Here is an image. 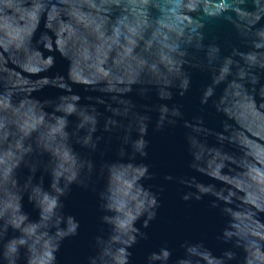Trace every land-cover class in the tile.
<instances>
[{"label":"water","instance_id":"95a60500","mask_svg":"<svg viewBox=\"0 0 264 264\" xmlns=\"http://www.w3.org/2000/svg\"><path fill=\"white\" fill-rule=\"evenodd\" d=\"M61 3L65 7H57ZM105 3L111 5L113 0H47L49 13L36 22L31 55L26 51L21 57L0 49V116L9 125H21L26 137L38 129L25 140L37 152L43 151L48 161L36 174V182L43 176L42 186L51 191L53 166L67 163L69 171L62 183L68 182L72 170L81 171L83 166L80 181L88 184H73L63 198V215L75 217L80 227L76 236L61 243L56 264H86L90 255L97 264H120L122 258L115 250L127 245L112 238L130 243L136 233L120 228L115 220H100L116 213L108 210L107 199L99 201L98 194L121 197L125 180L144 188L143 193L133 189L141 202L134 227L146 239L138 238L129 249V264H202L196 257H203L206 264H220L217 257L225 248L236 254L226 264H262L264 202L250 191V181H264V0H189L185 14L167 25L174 37L162 25L142 46L137 43L139 36L124 34L121 39L119 28L112 36L104 34L95 20L107 23L120 14L119 8ZM152 41L161 53L168 49V55L161 54L157 60L155 49L146 51ZM49 56L55 59L51 68L43 62ZM185 77H190L189 89L179 96L175 92ZM165 91L174 93L166 103L170 108L179 105L182 115L173 117L170 111L168 121L175 120V125L156 131L163 115L156 107L162 103L157 97ZM73 96L79 97V111L68 117L70 135L65 141L59 125L49 130L48 121L63 115L56 106L71 102ZM33 109L40 119L31 117ZM84 112L96 117V134L104 138L96 152L83 146L91 127L85 124L82 132L78 128ZM146 123L148 154L142 158L137 141ZM15 136L13 129L11 142L0 139V151L11 148ZM65 143L78 157L74 169L63 156ZM4 158L8 165L2 174L7 176L8 167L15 171L12 179L0 182V214L14 210L23 197V211L43 227L47 221L33 202L38 194L15 183L19 179L22 185L32 175L30 168H16L19 159L11 152ZM89 161L91 170H87ZM141 164L148 166L151 179L144 178ZM166 175L187 178L205 186L207 193L197 189L203 198L185 202L180 197L188 189L175 179L165 181ZM153 193L160 206L156 218L144 228ZM222 230L231 238L227 244L217 239ZM185 240L202 242L204 247L182 246ZM164 248L171 253L166 261L151 258ZM108 251L112 254L106 259Z\"/></svg>","mask_w":264,"mask_h":264},{"label":"clouds","instance_id":"9594fccd","mask_svg":"<svg viewBox=\"0 0 264 264\" xmlns=\"http://www.w3.org/2000/svg\"><path fill=\"white\" fill-rule=\"evenodd\" d=\"M55 2V0H53ZM99 3L100 0H94ZM189 0H113L111 5L104 4L105 7L111 6L120 9V14L114 19L104 23L102 20H95L96 24H100L104 34L106 36L114 35V30L119 28L121 33V39L123 35L127 34L129 38L132 36H139L140 40L137 42L138 46H142L144 42L151 40V37L156 29L162 28L163 31H167L170 37L175 36V32L167 25L175 24L179 17L185 14V10ZM47 0H0V49H7L10 52L18 53L21 57L24 56L27 51L29 56L33 51L32 37L35 32L36 22L41 14L49 13V7H46ZM57 7H65L63 3ZM135 9V11H133ZM84 7L80 8L83 12ZM52 11H55L54 9ZM94 11V10H93ZM138 13V15H137ZM155 14V15H153ZM107 13H101V16H106ZM61 19H64L61 16ZM68 23L67 20L64 21ZM75 28V25H73ZM155 51L157 60L160 59V55H168V49H164L163 53L160 52L159 46L156 41H152L148 52ZM178 49H171L175 52ZM38 51V50H37ZM172 59V57H169ZM47 68H51L55 64L54 57H47L43 60ZM145 66L148 67V63L145 60ZM153 68H159V64L151 65ZM35 70V69H30ZM190 85V77H185L179 87V90L175 93L179 96H184L188 91ZM172 91H165L158 94V100L162 103L156 107L163 115L160 116L155 126L156 131L162 130L166 126H174L176 121H168V113L171 111L173 117H180L182 115L181 107L173 104L169 107L167 101L173 99ZM145 98L148 97V90L145 89ZM61 101H65V97L60 98ZM10 103V101H9ZM79 103V97L73 96L71 102L62 103L56 106V112H62L63 115H55L54 119L48 121L49 130L56 128L59 125V133L62 134L64 140L69 138V119L79 110L77 105ZM2 112V110H0ZM33 119H40V116L36 113L35 109L30 113ZM150 120V118H148ZM167 121V124H166ZM202 122V121H201ZM44 121L41 120V126ZM97 119L95 116L84 112L81 114V123L78 125L79 130H84L85 124H90L91 127L88 133L83 137V146L88 148L91 152H96L102 136L96 134L97 132ZM149 123H146L143 127V135L137 141L140 154L142 158L147 156L146 149L148 148V141L145 139L147 135ZM13 129L16 131L15 142H12L11 148L5 147L0 151V182H5L12 179L15 169L8 167L7 176H4L3 170L8 165V161L5 160V155L11 152L14 158L19 159V163L16 164V168L28 167L31 170L32 175L25 178L24 183L21 185L19 179L15 180L18 187H23L26 191H31L38 194L33 197V202L38 205L40 216L43 220L47 221L43 227H40V220L31 221L28 214L23 211V207L20 201L23 197H20L15 205L14 210H5L0 214V262L2 264H56L57 253L60 249L61 243L69 237H74L78 234L80 227L79 222L75 217L67 215L66 218L63 215V198H65L73 184L87 187L88 184L80 181V177L83 175V166L81 171L72 170L71 175L67 177L68 182L62 183L65 180V173L69 171L67 163H57L51 170L53 176V182L50 185L51 191L45 189L43 185V176L40 177V182H36V174L41 172L48 161L43 158V151L37 152L30 144L25 143V140L31 136V131H38L37 128H33L28 132V137L24 135V131L21 125H9L4 122L2 116H0V139L6 143L12 141ZM105 131L110 129L105 128ZM54 142L59 144V138L54 137ZM19 143V148L16 147V143ZM63 156L67 161L73 165V169L76 163H78L77 155L64 144ZM93 164L91 161L87 163V170H91ZM143 169L144 178L151 179L149 174V168L147 165L141 164ZM59 169V170H58ZM259 170V169H258ZM264 176V172H261ZM176 180L178 184L184 185L188 190L183 191L181 194V200L185 202L199 201L203 197L198 194L197 189L201 193H207V188L202 185H194L187 178H174L171 175L164 177L165 181ZM127 188L123 190V195L119 198L113 197L111 194L105 198L103 193L98 194L99 201L107 199V208L109 211L116 213L114 216H101L102 222L115 220L118 222L120 228H129L132 232L136 233L130 237V243L122 240L118 236H114L112 239L116 242L126 244L127 247H121L116 249L121 256L120 264H129L128 258L132 256V252L129 251L131 247L137 243L139 239H146V234L142 233L139 229L134 227L135 221L141 214L139 207L141 202L139 197L135 195V191L143 193V185L133 184L131 181L125 180ZM252 187L250 191L256 197L258 202H264V181L256 183L250 181ZM184 189V188H183ZM158 197L155 193L152 194L151 205L146 209L147 219L143 223V227L147 228L150 221L156 218L157 209L159 208ZM215 205H210L214 207ZM57 209H60V214L57 213ZM261 210H264L262 208ZM122 214V215H121ZM66 220V225H65ZM66 227V230H65ZM19 233V235H9V233ZM59 238L58 240L56 238ZM97 242L100 241L99 237L95 238ZM222 243H229L230 237L226 230H222L217 237ZM55 241V243H53ZM200 246L204 247L202 242L191 243L187 240L182 242V246ZM104 252V249H101ZM111 251H108V255H111ZM170 252L167 248L161 249L159 253H153L152 259L154 260H167L170 256ZM43 256V259L39 257ZM235 252L230 248H225L217 259L220 264H226V261L235 259ZM195 259L201 260L203 257H196ZM86 264H97V258L94 255H90L87 258ZM264 264V262H262Z\"/></svg>","mask_w":264,"mask_h":264}]
</instances>
